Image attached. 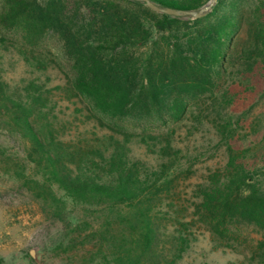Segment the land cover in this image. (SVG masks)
I'll return each mask as SVG.
<instances>
[{
	"label": "trees",
	"instance_id": "1",
	"mask_svg": "<svg viewBox=\"0 0 264 264\" xmlns=\"http://www.w3.org/2000/svg\"><path fill=\"white\" fill-rule=\"evenodd\" d=\"M151 1L199 10L209 0ZM50 32L72 74L41 45ZM18 63L29 76L15 83ZM51 70L62 83L52 84ZM259 74L264 0H218L189 20L133 0H0V130L26 143L32 174L15 175L63 224V252H85L83 264H177L163 248L170 233L178 252L188 245L181 226L233 246L243 224L262 235L249 264H264V144L244 143L247 112L230 113ZM65 100L82 103L83 124L96 128L79 129ZM183 122L212 125L227 158L198 184L191 215L177 204L198 162L175 144ZM0 168L9 174L7 162Z\"/></svg>",
	"mask_w": 264,
	"mask_h": 264
},
{
	"label": "rangeland",
	"instance_id": "2",
	"mask_svg": "<svg viewBox=\"0 0 264 264\" xmlns=\"http://www.w3.org/2000/svg\"><path fill=\"white\" fill-rule=\"evenodd\" d=\"M44 36L41 45L55 54L64 73L72 74L71 63L65 56L60 37L53 32ZM18 65L10 73V78L15 83L29 76L25 74L24 65L21 63ZM48 74L53 85L64 80V74L60 75L58 71L51 70ZM261 75H258L261 81L259 87L254 91L241 92L230 109V113L236 116L247 112L248 119L240 133V138L246 144L253 139H256V143L260 141L264 144V74ZM61 106L66 108L68 118L77 117L79 129L93 131L96 128L97 123L83 124L86 121L84 118L86 108L82 103L76 105L65 100ZM80 110L83 113H80ZM191 124L192 122H189L185 125L183 122L174 126L175 144L198 158L194 175L182 183L179 202L177 199L179 208L187 209V215L194 212L195 190L198 184L211 170L223 167L227 161L220 137L213 126L195 124L197 128H194ZM190 127L192 128L189 129ZM81 130L78 133H82ZM0 149L4 151L3 155H0V160L4 164L7 162L10 169L9 174H6L0 168V264H81V262L83 264L80 254L85 252L81 251L71 256L63 252L67 246L63 224L45 211L44 203L29 193L15 175L17 169L23 168H27V173L32 174L34 166L26 162V143L21 138L9 136L0 130ZM134 152L143 154L145 150L135 147ZM69 207L73 214L75 213L74 216L80 215L81 208H75L71 202ZM197 227L179 228L189 237L188 245L181 252L177 251V242L175 245L170 238L172 233L168 234L169 238L167 237L163 251L169 258L174 257L177 264H249L262 239L256 227L243 224L239 227L240 237H233L231 241L233 246L220 245L209 232L199 230ZM32 251L36 254L35 258L31 254Z\"/></svg>",
	"mask_w": 264,
	"mask_h": 264
},
{
	"label": "water",
	"instance_id": "3",
	"mask_svg": "<svg viewBox=\"0 0 264 264\" xmlns=\"http://www.w3.org/2000/svg\"><path fill=\"white\" fill-rule=\"evenodd\" d=\"M133 1H138L141 3H144L145 6H147L149 9L161 13V14H166L172 17H177L185 20L189 19H198L202 18L207 15L209 11L213 9V7L216 5L218 0H209L206 5H204L202 8L199 10H179V9H173L170 7H162L158 4H155L151 0H133ZM32 256L35 258L36 254L34 251L31 252Z\"/></svg>",
	"mask_w": 264,
	"mask_h": 264
}]
</instances>
